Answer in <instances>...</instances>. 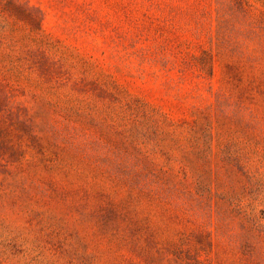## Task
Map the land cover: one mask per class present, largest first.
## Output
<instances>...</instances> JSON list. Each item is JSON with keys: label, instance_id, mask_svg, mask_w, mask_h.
Here are the masks:
<instances>
[{"label": "rangeland", "instance_id": "374dc122", "mask_svg": "<svg viewBox=\"0 0 264 264\" xmlns=\"http://www.w3.org/2000/svg\"><path fill=\"white\" fill-rule=\"evenodd\" d=\"M0 264H264V0H0Z\"/></svg>", "mask_w": 264, "mask_h": 264}]
</instances>
